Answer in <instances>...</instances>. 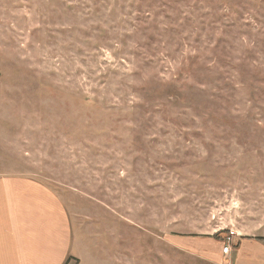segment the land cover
<instances>
[{
	"label": "rangeland",
	"instance_id": "rangeland-1",
	"mask_svg": "<svg viewBox=\"0 0 264 264\" xmlns=\"http://www.w3.org/2000/svg\"><path fill=\"white\" fill-rule=\"evenodd\" d=\"M0 175L65 264H264V0H0Z\"/></svg>",
	"mask_w": 264,
	"mask_h": 264
},
{
	"label": "crops",
	"instance_id": "crops-1",
	"mask_svg": "<svg viewBox=\"0 0 264 264\" xmlns=\"http://www.w3.org/2000/svg\"><path fill=\"white\" fill-rule=\"evenodd\" d=\"M71 239L54 190L32 177L0 175V264H64Z\"/></svg>",
	"mask_w": 264,
	"mask_h": 264
},
{
	"label": "built area",
	"instance_id": "built-area-1",
	"mask_svg": "<svg viewBox=\"0 0 264 264\" xmlns=\"http://www.w3.org/2000/svg\"><path fill=\"white\" fill-rule=\"evenodd\" d=\"M231 238H228L227 242L225 243V247L223 248V254L225 255H229L231 253L232 250V246H231Z\"/></svg>",
	"mask_w": 264,
	"mask_h": 264
},
{
	"label": "trees",
	"instance_id": "trees-1",
	"mask_svg": "<svg viewBox=\"0 0 264 264\" xmlns=\"http://www.w3.org/2000/svg\"><path fill=\"white\" fill-rule=\"evenodd\" d=\"M65 264V263H64Z\"/></svg>",
	"mask_w": 264,
	"mask_h": 264
}]
</instances>
